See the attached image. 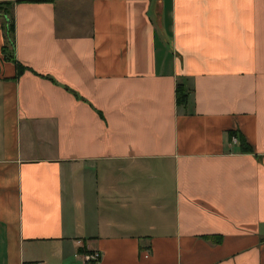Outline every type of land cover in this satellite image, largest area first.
<instances>
[{
  "label": "crops",
  "instance_id": "crops-1",
  "mask_svg": "<svg viewBox=\"0 0 264 264\" xmlns=\"http://www.w3.org/2000/svg\"><path fill=\"white\" fill-rule=\"evenodd\" d=\"M0 2V264H264V0Z\"/></svg>",
  "mask_w": 264,
  "mask_h": 264
},
{
  "label": "trees",
  "instance_id": "trees-1",
  "mask_svg": "<svg viewBox=\"0 0 264 264\" xmlns=\"http://www.w3.org/2000/svg\"><path fill=\"white\" fill-rule=\"evenodd\" d=\"M12 7L13 5L10 2H0V18L2 19L3 36L6 41V45L2 48V56L5 61H10L16 66L17 75L20 76L24 73L26 68L18 63L12 56L15 31V22L12 16ZM189 94V90L185 88L184 85H177L176 104L178 107H186L188 105ZM242 149L247 152L249 150L248 147H245V145L242 146Z\"/></svg>",
  "mask_w": 264,
  "mask_h": 264
},
{
  "label": "built area",
  "instance_id": "built-area-1",
  "mask_svg": "<svg viewBox=\"0 0 264 264\" xmlns=\"http://www.w3.org/2000/svg\"><path fill=\"white\" fill-rule=\"evenodd\" d=\"M95 255H96V254H95ZM95 255H94V256H95ZM94 256H92L91 258H93ZM98 257H99V256H98V255H96V257H95V258H98ZM37 264H42V263H37Z\"/></svg>",
  "mask_w": 264,
  "mask_h": 264
},
{
  "label": "rangeland",
  "instance_id": "rangeland-1",
  "mask_svg": "<svg viewBox=\"0 0 264 264\" xmlns=\"http://www.w3.org/2000/svg\"><path fill=\"white\" fill-rule=\"evenodd\" d=\"M87 256L92 257V256H94V255L90 254V255H87ZM95 257H96V255H95L93 258H95Z\"/></svg>",
  "mask_w": 264,
  "mask_h": 264
}]
</instances>
